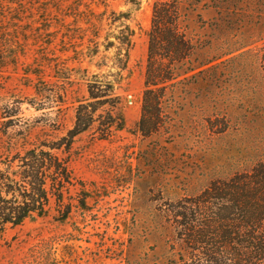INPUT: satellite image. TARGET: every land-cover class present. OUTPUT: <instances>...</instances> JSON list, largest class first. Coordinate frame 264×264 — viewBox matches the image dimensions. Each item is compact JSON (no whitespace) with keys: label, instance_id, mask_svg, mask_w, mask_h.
Listing matches in <instances>:
<instances>
[{"label":"rangeland","instance_id":"374dc122","mask_svg":"<svg viewBox=\"0 0 264 264\" xmlns=\"http://www.w3.org/2000/svg\"><path fill=\"white\" fill-rule=\"evenodd\" d=\"M154 1L0 0L4 196H20L30 151L55 156L46 214L0 226V264H173L192 252L183 222L264 175V0H177L193 46L179 65L194 70L168 82L143 134ZM82 103L95 121L73 135Z\"/></svg>","mask_w":264,"mask_h":264},{"label":"trees","instance_id":"16d2710c","mask_svg":"<svg viewBox=\"0 0 264 264\" xmlns=\"http://www.w3.org/2000/svg\"><path fill=\"white\" fill-rule=\"evenodd\" d=\"M180 18L177 0L154 1L152 23L148 31L149 56L143 113L139 123L143 134L158 129V123L152 121V115H159L162 111L161 98L166 93L168 82L194 70L179 65L190 56L193 49L191 41L180 30ZM132 36L133 30L126 27L121 36L116 37L124 50V53H118L117 66L120 71L127 67L133 45ZM97 81L89 80L88 98L101 96L94 89ZM107 86H111V83H107ZM89 106L82 103L77 107V121L71 131L73 135L87 130L94 123L97 109H89ZM105 125L110 129L111 124ZM123 127L124 124L119 126L120 129ZM28 154L30 156L25 158L27 162L24 164L23 179L18 184L20 196H4L10 195L12 184L16 181L8 183L7 189H0V226L20 224L27 218L35 217V214L44 216L47 212L46 206L50 200L49 172L55 156L43 150L38 154L32 150ZM261 167L264 171V165ZM66 169L63 166L64 173ZM229 186L232 191L226 197L228 204L218 206V210L210 213L196 211L194 219L183 222L186 232L181 234L180 239L192 252L188 257L182 254L173 264H264V175L246 178L243 184L235 181ZM224 208L227 214H223Z\"/></svg>","mask_w":264,"mask_h":264}]
</instances>
